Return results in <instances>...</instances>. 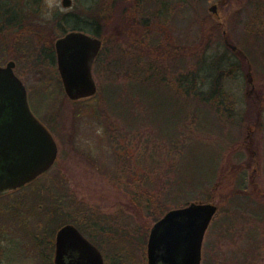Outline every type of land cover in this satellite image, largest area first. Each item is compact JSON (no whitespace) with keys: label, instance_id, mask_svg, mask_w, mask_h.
Wrapping results in <instances>:
<instances>
[{"label":"rangeland","instance_id":"rangeland-1","mask_svg":"<svg viewBox=\"0 0 264 264\" xmlns=\"http://www.w3.org/2000/svg\"><path fill=\"white\" fill-rule=\"evenodd\" d=\"M99 1L73 0V7L84 15L87 13L84 8L92 5L98 19ZM214 1L102 0V54L92 68L97 91L89 98L70 99L55 65L34 62L37 67L30 69L31 66H26L28 56L21 54L19 58L16 72L26 83L29 107L53 131L58 143L57 159L42 179L43 189H53L57 197L52 203L57 207V220H52L49 228L57 222L70 221L100 248L106 264H148L147 238L151 225L168 209L187 201L213 202L218 206L203 238L202 261L209 239H215L209 251L220 258H227L239 246H247L246 239L232 235L231 228H228L230 237L218 236V239L215 230H224L221 223L227 216L234 222L236 216L241 224L244 220L238 212L253 215L245 205L240 208L232 203L240 190L253 202H264V196L255 193V188L264 192V0H230L220 7L230 41L238 47L237 52L226 50L238 60L240 69L236 77L231 75L224 81L225 103L217 112L204 104L210 110L212 122L202 108L197 110L195 119H183V99L171 92L149 89L146 101L150 106L144 119L151 128L129 125L122 117L116 120L113 114L133 117V111L137 116L136 108L130 103L137 92L131 94L123 87V93L115 94L116 89L107 83L128 79L123 68H135L141 48L148 50L152 65L159 61L174 71L195 60V54L190 55L193 50L201 54L203 50L216 52L225 48L222 27L209 9ZM40 3L48 17L56 8L58 19L60 13L68 11L61 0ZM22 5V1L18 2L20 8ZM135 17L138 25L131 23ZM72 25L70 19L67 28ZM115 27L118 32L110 36L116 38L107 37ZM63 30L59 26L58 35L48 32L46 44L53 48L56 37L64 35ZM27 34L32 35L36 46L39 37ZM201 38H205L203 46ZM215 39L220 41L218 47ZM2 49L5 47L0 42V62L9 58L12 46L10 54L5 55ZM170 55L182 56L177 62ZM169 89L173 90V86ZM103 90L108 114L102 109L105 108ZM109 94L111 104H108ZM177 124L184 137L192 134L207 141L196 143L189 168V174L202 176L201 183L194 188L187 186L185 192L176 186L166 188L168 178L177 177L180 144L174 146L153 131L160 129L170 134ZM185 170L181 167L180 174H185ZM154 181L159 187L166 185L168 190L160 193L161 205L155 202L147 206L145 199L140 204V197L154 192L150 189ZM47 209L44 203L42 212ZM161 210L164 212L154 219ZM216 219L220 223L217 229L212 227ZM261 224L264 227V222ZM29 241L27 244L13 241L5 257L0 249V264H53L52 259L43 262L47 260L44 246ZM7 243L0 246L5 249ZM24 246L34 256L22 249ZM255 264H264V245Z\"/></svg>","mask_w":264,"mask_h":264},{"label":"water","instance_id":"water-1","mask_svg":"<svg viewBox=\"0 0 264 264\" xmlns=\"http://www.w3.org/2000/svg\"><path fill=\"white\" fill-rule=\"evenodd\" d=\"M72 0H61L67 7ZM214 12L215 5L211 8ZM57 64L63 88L72 100L93 96L97 86L92 74L101 39L71 30L55 41ZM13 62L0 66V111L14 110L13 123L30 125L41 134L35 162L11 163L0 167V193L16 188L48 169L56 159L58 146L45 125L33 114L26 89L13 71ZM34 156V154H33ZM213 202L187 201L168 209L151 225L147 238L148 264H201L202 243L217 212ZM56 264H106L100 248L72 223L62 225L56 235Z\"/></svg>","mask_w":264,"mask_h":264},{"label":"trees","instance_id":"trees-1","mask_svg":"<svg viewBox=\"0 0 264 264\" xmlns=\"http://www.w3.org/2000/svg\"><path fill=\"white\" fill-rule=\"evenodd\" d=\"M18 2L19 0H0V13L7 15V17L9 15H21L22 11L18 9L16 10L15 8L18 6ZM22 2L25 6H29L31 8L37 7L40 4V0H23ZM59 15L60 27L62 29L67 28L68 22L70 19L72 20V18L69 17L68 13H60ZM102 17L104 16L102 15ZM115 28L112 30V33L107 35V37H114L110 35H116V32L118 31L117 28ZM205 49H207V47ZM147 53L148 50L141 48V53L137 55L138 60L135 59L137 62L135 68H130V70L123 68L127 73L125 76H128V79H126L125 82H116L115 80L107 82L116 89L115 94L116 92L123 93V87H126L127 89L125 90L131 94H133L134 91L137 92V94L134 93V96L130 99V103L133 108H136L135 113L137 112V116H134L133 111V117L129 115L117 116L113 114L116 120L122 117L124 120L128 121L129 125L135 124L137 126L151 128L150 124L144 119L146 113L148 112V107L150 106L149 103L147 105L146 101L149 99V89H153L161 93L162 91L171 92L178 99H183V106H181L184 108V112L182 113L183 119L187 117L195 119L197 117V110H200V108H202L201 111L204 114H208V116H210V110L206 108H211L217 112V109L223 106L222 103H225V98L223 97L227 94L224 89V81L231 75L236 77V74L240 69L238 60H236L232 54L227 51H213L208 54L207 51L203 50V53L200 54L199 52H194L193 50L190 55L195 54V60L192 63L187 62L189 65L186 63V66H183L181 70L176 69V71L168 69L159 61L156 62L155 65H152L151 60H148ZM180 56L182 55H170V57L172 59L174 58L177 62L180 61ZM171 86H173V90L169 89ZM104 88L105 87H103V89ZM105 95V90H103V102L105 104V108L102 109H105L108 114L109 109L105 101ZM111 102V96L109 94L108 104H111ZM119 103L120 101H118V105ZM204 104H206L207 107H204L206 106ZM225 110L227 111L230 109L229 107H226ZM135 117H138V119L142 118V120L137 121ZM135 120L137 121L136 123ZM210 120L212 122L211 116ZM153 131H155L156 135L165 138L174 146L180 144L183 151H181V159L176 165L179 166L178 171L175 170L177 177L168 178L169 180L167 183L169 186L165 185L166 188L170 189V185L172 187L176 186V188L185 192V190L187 191V186L194 188L196 184H200L202 176L199 175L196 178V176L192 175V173L189 174V168L191 167L192 158L195 155L194 152L196 151V143L198 141H205L204 138H195L192 134L184 137L183 133L178 130V124L174 128V131L170 134H168L165 130L161 131L160 129ZM185 145L187 148L183 149L182 147ZM181 167L186 169L184 171L186 175L180 174ZM251 184L253 186L254 182L252 181ZM165 186L159 187L157 186V182L154 181L153 185L150 186V189L154 190V192L148 193L146 197H140L138 200L139 203L143 205V199H145L148 202L146 204L147 206L155 202L158 205H161L162 200L159 198L160 193L168 191ZM255 190L257 195L264 196V192H260L257 188H255ZM232 203H236L240 208L245 205V208H249L253 215L247 216L246 212H238L239 216L244 220L241 224H238L236 216L235 222L233 218L227 216L226 220H221L224 230H215L217 233L216 239H218V236L220 238L230 237L231 232L228 228H231L233 232L232 235L234 234L236 237L246 239L247 246L237 247L235 252H232L230 256L227 257L228 259L226 257L220 258L209 251L210 246H214L215 242L214 238L209 239L210 246L206 243L204 247L202 264H255V262L259 261V255H261L264 245V227L261 224L264 222V202H253L247 197L244 190H240L238 195L233 198ZM161 212L164 211L161 210L159 214L154 217V219H157ZM215 226L216 229L220 228L219 219L213 221L212 227L215 228ZM215 231L213 230L212 232L215 233Z\"/></svg>","mask_w":264,"mask_h":264},{"label":"flooded vegetation","instance_id":"flooded-vegetation-1","mask_svg":"<svg viewBox=\"0 0 264 264\" xmlns=\"http://www.w3.org/2000/svg\"><path fill=\"white\" fill-rule=\"evenodd\" d=\"M227 1L230 2V0H215L211 6L215 5L216 10L211 13V15L222 27V36L224 40L223 45L225 48L221 51H227V48L232 52H237L238 47L230 41L224 16L220 11V7H222L223 4H226ZM99 2L101 5L99 6L100 15H98V19L94 16V12L96 10L92 5H88L84 8V11H87V13L84 12V15L80 12V10H74L73 0L69 6H64L68 9V11L64 13L69 14V17L73 20V25L69 28H65L63 32L66 33L71 30L82 31L101 39V47L98 54L94 58L92 68L98 62V58L102 54V0ZM96 5L97 3L95 2L94 6ZM15 8L16 10H21L22 14L14 16L9 15L7 17V15L0 13V36H2L0 37V42L3 43V48L5 47L4 50L2 49L3 53L5 55L10 54L12 46L11 55L6 61L0 62V66H6L7 63L13 62V71L23 83L28 100L29 95L26 83L16 72L19 58L21 57V54L24 57L28 56L26 66H31L30 69L37 67L34 62H38V64H52L58 69L55 41L59 38V36L56 37L53 48L46 44L45 37L49 34L48 32L58 35L57 31L59 30L60 21L58 19V8L54 9L55 11H51V16L48 17L47 14H44L47 10L42 7L41 3L34 8L25 6L24 3L22 8L19 6H16ZM131 23L138 25L137 18H132ZM27 32L39 37L36 46L33 45L32 35H29L30 38H28L29 36ZM201 34H203L202 30ZM204 41L205 38H201L202 46L206 43ZM215 41L218 47V45H220V41H218L219 43L217 42V39H215ZM213 51L215 50H208L207 53L209 54ZM0 100L7 102L4 98V94L0 95ZM14 113V110L6 105L0 111V167L1 165H10L11 163H19L22 165L32 164L35 162V156L37 155L36 150L37 145L40 142L41 134L30 125H26L21 122L14 124ZM45 127L57 143V140L53 135V131H51L47 126ZM53 164L48 169L37 174L35 177L26 181L22 185L0 193V244L8 241L5 249L0 246V249L3 250L2 255H4V257L7 255V251L13 241L18 240L20 242L22 241L23 244H27L30 243L29 240H31L37 246H40L41 248L43 246L45 247V252L40 250V252H43L45 258L47 259L43 262H48L52 259L53 264H56V235L58 229L62 225L71 222L67 221L62 224L57 222L56 226L51 227L52 229L49 228L52 220L55 219L53 221L55 222L58 216L57 207L55 204H52L53 199H55L56 196L54 197L53 195V189H43L42 179L45 175H47V172ZM48 197L50 200L46 199ZM44 198L46 199V202H44ZM44 203L45 208L48 209L45 212H42ZM49 203L52 204L51 207L48 206ZM48 210L51 211L47 212ZM45 228L49 230L45 231ZM79 230L82 232L81 229ZM22 249L26 250L29 255H33L32 251H29L27 247L24 246ZM1 262L2 259L0 258V263Z\"/></svg>","mask_w":264,"mask_h":264}]
</instances>
